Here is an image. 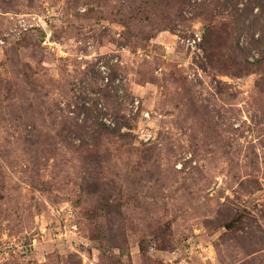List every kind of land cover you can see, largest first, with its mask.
Here are the masks:
<instances>
[{
    "label": "rangeland",
    "instance_id": "374dc122",
    "mask_svg": "<svg viewBox=\"0 0 264 264\" xmlns=\"http://www.w3.org/2000/svg\"><path fill=\"white\" fill-rule=\"evenodd\" d=\"M0 264H264V0H0Z\"/></svg>",
    "mask_w": 264,
    "mask_h": 264
},
{
    "label": "built area",
    "instance_id": "2783aa9c",
    "mask_svg": "<svg viewBox=\"0 0 264 264\" xmlns=\"http://www.w3.org/2000/svg\"><path fill=\"white\" fill-rule=\"evenodd\" d=\"M34 19H36V18L34 17ZM18 24H19V27L21 28L20 31L26 30L27 27H33L34 26L33 23L32 24L31 23H27V22H25L24 19L19 20ZM195 44H196V40L194 39L193 42L191 43V45L194 46ZM137 104H138V101H137ZM137 107L138 106H136V108ZM146 116L149 117V113H147ZM152 132L153 131L151 129H148V128L144 127V126H141L137 133H138L139 137L142 140L148 141V140H150V139H152L154 137Z\"/></svg>",
    "mask_w": 264,
    "mask_h": 264
}]
</instances>
